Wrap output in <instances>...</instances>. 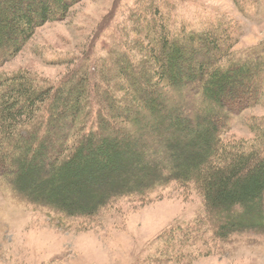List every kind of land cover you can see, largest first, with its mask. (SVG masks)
Returning a JSON list of instances; mask_svg holds the SVG:
<instances>
[{
    "label": "trees",
    "instance_id": "1",
    "mask_svg": "<svg viewBox=\"0 0 264 264\" xmlns=\"http://www.w3.org/2000/svg\"><path fill=\"white\" fill-rule=\"evenodd\" d=\"M80 1L0 0V67L20 52L36 28L63 19ZM155 24V29L146 28L143 35L141 28L135 32L141 34L137 48L142 53L139 56L145 57L142 71L122 69L123 64L126 68L133 65L126 53L114 57L120 96L102 98L98 83L90 86L87 76L72 77L75 83H62L58 89L40 88L25 76H0V178L21 201L68 218L93 216L115 198L142 194L156 186L192 183L201 191L204 208L217 225L215 238L264 231V154L230 150L222 145L220 136L226 120L250 106L251 93L260 90L256 85L247 92L238 91L252 78V74L240 72H250L251 67L244 63L210 69L198 61L196 67L175 78L172 70L188 61L189 55L207 51L200 46L203 34L172 36L163 23ZM142 85L153 95L150 101L139 95ZM178 91H187L186 99L177 98ZM198 95L196 105H189ZM89 99L95 100V116L86 132L76 126L91 106ZM161 108L169 114L160 113ZM130 111L134 116L124 115ZM154 118L160 120V126L149 130L148 145L137 144L136 138L147 132ZM181 123L189 134L175 131ZM109 130L123 137L114 139ZM156 148V153L140 158L146 150ZM186 149L195 153L188 154ZM66 175H70L68 185L57 183L56 188L66 185L70 202H61L53 190L39 196L46 185ZM180 244V248L186 246ZM177 256V261L189 262L186 254ZM158 260L152 263L163 262Z\"/></svg>",
    "mask_w": 264,
    "mask_h": 264
},
{
    "label": "rangeland",
    "instance_id": "2",
    "mask_svg": "<svg viewBox=\"0 0 264 264\" xmlns=\"http://www.w3.org/2000/svg\"><path fill=\"white\" fill-rule=\"evenodd\" d=\"M154 22L163 23L172 36L203 34L200 46L207 51L189 55L187 66L183 62L172 70L175 78L196 67L198 61L210 69L224 70L244 63L251 67L250 72H240L243 76L252 74V78L247 76L251 81L238 91L244 93L256 85L260 90L257 96L251 93L250 106L226 120L220 130L221 143L240 153L264 154V0H82L63 19L36 28L20 52L0 67V76H25L45 89H58L62 83H75L72 77L87 76L90 86L98 83L102 98L120 96L119 67L114 65V57L126 53L133 65L126 68L123 64L122 69L142 71L145 57L139 56L137 40L146 28L155 29ZM138 28L141 34L135 33ZM232 77L236 79L238 74ZM145 88L140 86L138 93L150 101L153 95ZM185 93L178 91L175 96L184 99ZM192 99L195 103L189 105L195 106L199 95ZM94 103L89 99L91 106L78 118V129L87 132L92 128ZM164 109L159 112L168 115ZM124 115L132 117L134 112ZM151 124L136 138L137 144L148 145L149 130L159 127L160 120L154 118ZM183 124L175 131L189 134ZM108 134L114 139L123 137L112 130ZM149 143L157 144L155 140ZM153 151L158 148L146 150L140 158ZM68 177L46 185L39 196L53 190L61 202H70ZM57 183L66 184L65 189L56 188ZM6 186L0 178V264H154L158 259L163 260L160 264H264V231L215 238L217 225L204 208L201 191L192 183L171 182L142 194L115 198L93 216L76 218L21 201ZM179 243L190 248H180ZM185 254L188 263L176 260L177 255ZM166 258H170L168 262Z\"/></svg>",
    "mask_w": 264,
    "mask_h": 264
}]
</instances>
